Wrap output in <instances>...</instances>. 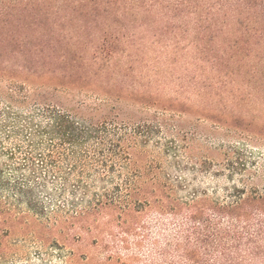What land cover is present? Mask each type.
<instances>
[{
  "label": "rangeland",
  "instance_id": "obj_1",
  "mask_svg": "<svg viewBox=\"0 0 264 264\" xmlns=\"http://www.w3.org/2000/svg\"><path fill=\"white\" fill-rule=\"evenodd\" d=\"M15 86L113 118L136 192L96 209L121 177L78 149L49 170L34 100L0 98V173L24 181L29 155L44 209L0 188V264H264V217L217 213L264 192V0H0V96Z\"/></svg>",
  "mask_w": 264,
  "mask_h": 264
},
{
  "label": "trees",
  "instance_id": "obj_2",
  "mask_svg": "<svg viewBox=\"0 0 264 264\" xmlns=\"http://www.w3.org/2000/svg\"><path fill=\"white\" fill-rule=\"evenodd\" d=\"M247 8V6L245 7ZM16 88V89H14ZM14 88L8 87L4 93V97L1 99L9 102L10 106L17 105L21 107L26 104L28 100L33 99L35 114L39 116L41 120L45 122L44 126H37V130L33 129V132H29V148L38 146V142H35L33 138L37 135L44 137L48 140L46 145L47 153H45L46 166L49 170H56L58 167L59 159L66 157L71 161V169L74 171L77 162H81L82 167L86 165L95 171L106 169L107 173H117L119 178L121 177L122 183L116 184L112 187V191L104 189V192L100 195H94L92 202H95V208H103L106 205L123 204L122 210H126L130 206V200L135 198V187L132 184V179L129 176H123L122 168L129 161V156L126 153L125 146L123 144L126 131H122L117 126L116 122L112 119H102L98 121H92L85 119L79 112L69 110L58 101L49 100L46 96L30 97V94L25 91L24 87ZM34 96V95H32ZM0 114H3L2 111ZM8 114V113H7ZM32 125V122H31ZM1 127V125H0ZM31 127V126H30ZM29 127V128H30ZM126 130V129H125ZM18 131H14L16 134ZM134 134V133H133ZM79 151V157L75 160L76 150ZM93 151V155H89L90 151ZM87 152V155L85 154ZM11 159L15 158V154L11 153ZM83 157V160H80ZM27 169L30 170V176L24 177L23 180L13 181L10 185L9 181L3 179L0 173V188L12 190L16 195V199L25 202L31 211L38 215L44 214V209L35 199L34 183L37 178V170L35 169L33 159L27 155ZM21 168L17 167L15 171H19ZM48 169L41 171L40 174L48 173ZM70 173L73 172L69 170ZM81 175L83 171H80ZM45 181V178H43ZM41 187L45 188L46 184L42 183ZM144 195L143 198L146 199ZM87 210L81 212L82 215H87ZM217 213L225 215L231 218L237 217H249L254 218L264 217V192L254 193L248 201L240 196H234L232 204L219 207ZM252 256L263 255L262 252L251 251L248 252ZM226 258V257H225ZM235 260L239 261V257ZM232 261L230 260V264ZM238 264V263H233Z\"/></svg>",
  "mask_w": 264,
  "mask_h": 264
}]
</instances>
